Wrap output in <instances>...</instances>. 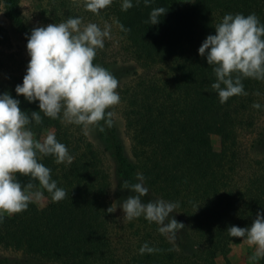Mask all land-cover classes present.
I'll list each match as a JSON object with an SVG mask.
<instances>
[{
	"label": "trees",
	"instance_id": "trees-1",
	"mask_svg": "<svg viewBox=\"0 0 264 264\" xmlns=\"http://www.w3.org/2000/svg\"><path fill=\"white\" fill-rule=\"evenodd\" d=\"M20 1L0 0V94L18 99L30 116L40 111L39 101L17 95L15 87L25 74L18 72L11 54L2 53L13 36L30 59L26 45L33 27ZM131 2L122 11L123 0H112L94 14L85 10L84 0H47L44 13L53 22L81 13L115 24L126 42L125 64L109 62L105 46L96 50L93 63L116 79L128 77L116 89L122 123L112 120L108 127L100 121L98 138L112 162L115 187L121 189L124 180L140 182L136 175L142 174L148 194L178 204L171 214L185 227L172 239L143 216L127 221L117 210L108 213L109 176L81 125L41 112L42 123L32 121L26 127L40 134L58 125L53 133L72 163L57 164L51 155H40L38 162L51 170V179L67 196L53 202L41 189L45 205L30 203L25 211L3 215L0 247L20 255L1 257L0 264H34V259L52 264H217L216 256L240 239L227 228L250 227L257 213H264V80L242 79L247 95L220 103L211 88L216 81L213 66L198 53L226 14L254 13L264 24V0ZM160 7L166 12L153 25L150 13ZM211 135L218 138L217 155ZM16 179L22 186L31 180L19 173ZM31 182L39 187L38 181ZM145 243L159 251L140 254Z\"/></svg>",
	"mask_w": 264,
	"mask_h": 264
},
{
	"label": "clouds",
	"instance_id": "clouds-1",
	"mask_svg": "<svg viewBox=\"0 0 264 264\" xmlns=\"http://www.w3.org/2000/svg\"><path fill=\"white\" fill-rule=\"evenodd\" d=\"M144 3L147 5L149 0ZM111 4L112 0H84L85 10L94 14ZM132 6L131 0H123L121 9L127 11ZM165 12L163 7L154 8L150 13L151 24H157ZM81 25V18L70 17L58 24L34 27L27 37L30 60L23 82L16 85L15 92L29 102L39 101L40 111L29 116L19 107L18 99L7 92L0 94V219L4 213L11 216L27 210L30 203L39 202L43 198L41 189L51 195L53 202L67 196L51 179V170L38 162V154L55 157L57 164H71L73 157L54 133L37 140L26 127L32 121L42 123L41 112L51 119L82 125L85 129L99 125L100 121L112 126L113 113L108 109L120 102L116 91L118 80L107 69L93 63L96 50L103 49L104 39L110 38V26L106 24L102 30L95 23ZM198 53L206 56L208 65L213 66L216 81L211 88L218 94L220 103L232 96L247 95L242 79L264 80V24L254 13L226 14L215 25V35L206 37ZM253 107L261 106L253 104ZM100 131L104 128L100 127ZM17 173L38 181L39 187L31 180L22 186L16 179ZM136 179L140 182L124 180L121 185V189L133 193L119 204L124 218L132 221L143 216L149 223L159 225L162 235L174 239L176 232L185 227L174 217L169 219L178 204L159 199L143 202L141 197L148 194V189L142 174L137 173ZM116 209L112 204L106 211L114 213ZM227 231L231 237L246 239L250 246H255L252 261L264 257V213L258 212L250 227L231 226ZM156 251L159 250L147 243L139 249L140 254Z\"/></svg>",
	"mask_w": 264,
	"mask_h": 264
},
{
	"label": "rangeland",
	"instance_id": "rangeland-1",
	"mask_svg": "<svg viewBox=\"0 0 264 264\" xmlns=\"http://www.w3.org/2000/svg\"><path fill=\"white\" fill-rule=\"evenodd\" d=\"M47 0H21L20 1V7L23 16L28 20V22L31 24V26L34 27H40V26H46L50 23H61L64 22L63 20L59 21H52V18L49 17L48 13H44L47 11ZM182 2H185L187 0H179ZM77 18H81L82 20V27L83 25H86L88 23H95L97 24L102 30L104 29L105 25L110 26V38L104 39V46L106 55L108 56V60L114 61V65H123L125 64L124 59L126 58V42L123 40V38L117 33V28L115 24L111 20L107 19H100V18H86L84 14L79 13L77 15ZM2 17L0 15V21ZM2 53L11 54L13 56L14 62H16V68L19 73L26 74V69L28 65V61L30 60L26 54L25 46L21 41H19L17 38H14L12 36L11 43L8 45L7 48H4L2 50ZM126 78H118V85L121 84V82L127 80ZM108 111H111L113 113L112 120L117 123V125L121 126L122 120H121V103L119 102L114 107L108 109ZM57 124H51L48 126L43 132L40 134H34V138L37 140H42L49 132H54L57 129ZM82 130L84 131V134L86 138L92 143L93 147L98 152L101 161L103 163V166L105 170L107 171V174L109 176V191H108V197L110 198L113 206H117L118 213H121L123 215L122 209L119 207V204L128 196L133 195V193H130L127 189H117L115 187V178L113 175V165L108 157L106 151L102 148V142L98 138L97 132H96V126H90L87 129H85L81 125ZM210 142L212 147L213 154L217 155L219 152V145H218V138L215 135L210 136ZM38 154V158H39ZM149 195V197H148ZM142 201L147 203L149 201H155L158 200V198L154 197L151 194H147L146 196L141 197ZM46 203V199L43 196V198L36 202L38 206H43ZM3 215H7V213H4ZM172 214H170L169 219H171ZM256 248L255 246H250L246 239L240 238L236 242H231L228 246V250L224 255L216 256L215 261L217 264H264V257H259L257 260L252 261L250 257L255 253ZM20 255L17 251H10L7 249H2L0 247V258L1 257H9L14 258L18 257ZM34 264H52L45 260H36L34 259Z\"/></svg>",
	"mask_w": 264,
	"mask_h": 264
}]
</instances>
